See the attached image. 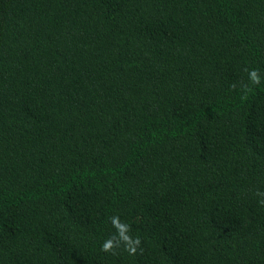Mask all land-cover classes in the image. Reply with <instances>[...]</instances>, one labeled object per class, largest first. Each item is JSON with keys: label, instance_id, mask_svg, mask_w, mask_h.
<instances>
[{"label": "trees", "instance_id": "trees-1", "mask_svg": "<svg viewBox=\"0 0 264 264\" xmlns=\"http://www.w3.org/2000/svg\"><path fill=\"white\" fill-rule=\"evenodd\" d=\"M245 69L264 0H0V264H264Z\"/></svg>", "mask_w": 264, "mask_h": 264}, {"label": "clouds", "instance_id": "clouds-1", "mask_svg": "<svg viewBox=\"0 0 264 264\" xmlns=\"http://www.w3.org/2000/svg\"><path fill=\"white\" fill-rule=\"evenodd\" d=\"M245 71L248 75V84L241 86L242 100H247L253 88L261 85L264 81V77L261 76L258 69H245ZM230 87L235 89L236 85L233 84ZM255 195L259 197L258 204L264 207V191L257 190ZM109 221L115 229V233L104 240L101 245V252L115 256L119 249H123L130 256H135L138 250L140 254H143V248L140 247L141 239L139 236L130 235L132 229L127 222L122 221L118 215L109 217Z\"/></svg>", "mask_w": 264, "mask_h": 264}]
</instances>
